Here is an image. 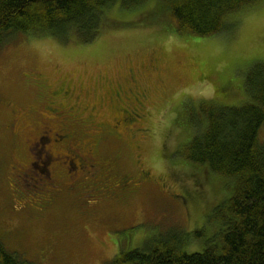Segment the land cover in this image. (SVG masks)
Masks as SVG:
<instances>
[{"label": "rangeland", "instance_id": "obj_1", "mask_svg": "<svg viewBox=\"0 0 264 264\" xmlns=\"http://www.w3.org/2000/svg\"><path fill=\"white\" fill-rule=\"evenodd\" d=\"M111 8L107 30L92 41L23 34L0 49V243L29 264H104L120 245L147 248L167 240L170 230L205 229L186 243L192 251L217 233L215 220L201 224L228 191L224 196L221 184H201L206 172L182 155V144L192 134L191 121H202V102L249 100L244 77L256 62L264 64V1L247 7L235 30L208 36L149 23L153 7ZM120 75L131 91L138 90L135 83L145 94L135 125L110 131L105 124L114 123L117 106L105 91ZM61 83L71 94L57 102L70 103L78 116L67 109L55 119L45 108L47 92ZM43 117L53 125L68 118L70 142L81 149L96 139V163L105 172L111 162L106 179L118 172L126 182L121 196L81 205L72 191L62 192L41 217L27 218L11 166ZM259 137L264 139V124ZM141 171L148 178L138 182Z\"/></svg>", "mask_w": 264, "mask_h": 264}, {"label": "trees", "instance_id": "obj_2", "mask_svg": "<svg viewBox=\"0 0 264 264\" xmlns=\"http://www.w3.org/2000/svg\"><path fill=\"white\" fill-rule=\"evenodd\" d=\"M144 1L0 0V49L23 34L92 41L107 30L105 24L109 19L106 14L117 3L129 10L153 7V20L149 23L166 24L177 32H191L198 36L223 34L235 30L237 17L247 7L264 0H158L155 7L156 0L148 7ZM122 75L114 80L111 87L105 86V92L112 94L117 106L114 123L110 126L105 124L110 131L135 125L140 114L141 104L138 102L145 94L144 89L134 82L138 90L131 91L132 88L125 85L127 81L123 83L120 80ZM244 85L249 100L243 104L202 102L199 105L202 121H191L189 128L192 134L182 144V155L206 172L201 184L205 181L216 187L221 184L224 196L228 191L227 196L220 198L207 212L201 224L210 225L215 220L213 229L217 233L206 239L200 249L187 251L185 245L189 239H200L205 229L203 232L199 228L170 230L167 240L161 238L147 248L118 245L117 254L104 264H264V139L259 137L264 124V64L256 62L252 65L244 77ZM55 87L48 93L47 107H53L62 117L67 109L70 110L69 115L78 116L72 112L74 108L70 103L61 102L62 99L57 102L59 96L65 98L71 94V88L65 83ZM118 98L120 102L116 104ZM176 127L180 129V125ZM183 130L186 131L185 128ZM68 133L71 137L70 130ZM94 142L96 144V139ZM108 162L111 163L106 161V169L111 170ZM139 175L138 182L148 178L143 172ZM109 179L113 180L112 183L120 180L122 189L125 186L118 172ZM14 180L17 183V179ZM15 188V196L24 202L21 207L26 211L27 218L31 220L33 213V217H41L47 197L42 193H37L39 196L29 194L31 186L21 184ZM32 189L35 188L32 186ZM29 263L22 255L8 250L5 243H0V264Z\"/></svg>", "mask_w": 264, "mask_h": 264}, {"label": "flooded vegetation", "instance_id": "obj_3", "mask_svg": "<svg viewBox=\"0 0 264 264\" xmlns=\"http://www.w3.org/2000/svg\"><path fill=\"white\" fill-rule=\"evenodd\" d=\"M37 80L41 83V77ZM45 108L50 114L55 115V119L62 118V115L53 107L45 105ZM49 118L51 117H43L42 120H46L42 122V125L39 123L34 126L33 131L28 132L23 138V154L20 153V156H16L12 161L14 164L12 169L20 176V182L16 178L17 175L15 176L14 179H17L15 184L31 186V193L35 196L42 193L45 198L47 197L45 203L51 202L52 199L57 200L62 192V196L64 193L68 195V191L73 192L78 204L81 203V205H84L86 201L92 202L90 200L98 204L101 201L113 199L119 192L121 194L127 186L126 182L122 189L120 180L112 183L113 180L106 179V175L109 176L111 171L104 168V172L96 163L95 144L81 149L77 144L70 142L69 130L65 125L68 118L61 119L60 123L55 125L50 123ZM104 180H108L107 184L110 181V184L106 185ZM32 186L35 189H32ZM88 196L91 197L88 198ZM34 215L35 213L32 214Z\"/></svg>", "mask_w": 264, "mask_h": 264}]
</instances>
